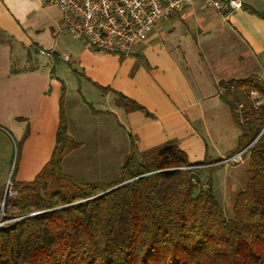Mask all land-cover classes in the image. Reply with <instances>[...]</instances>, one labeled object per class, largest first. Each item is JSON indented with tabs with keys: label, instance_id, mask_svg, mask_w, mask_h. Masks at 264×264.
<instances>
[{
	"label": "crops",
	"instance_id": "crops-1",
	"mask_svg": "<svg viewBox=\"0 0 264 264\" xmlns=\"http://www.w3.org/2000/svg\"><path fill=\"white\" fill-rule=\"evenodd\" d=\"M241 1L243 9L228 12L197 2L157 23L129 54L115 55L76 40L48 0H0V190L13 172L14 137L21 142L28 132L16 181L32 182L50 162L62 107L68 135L81 144L64 159V170L81 181L95 172V156L110 164L121 153L117 177L132 142L139 154L176 142L191 163L233 157L241 131L220 83L264 80V0ZM105 89L146 112H128ZM87 158L90 164L80 167ZM94 177L90 183L114 180Z\"/></svg>",
	"mask_w": 264,
	"mask_h": 264
},
{
	"label": "trees",
	"instance_id": "trees-1",
	"mask_svg": "<svg viewBox=\"0 0 264 264\" xmlns=\"http://www.w3.org/2000/svg\"><path fill=\"white\" fill-rule=\"evenodd\" d=\"M220 88L241 131L232 155L244 152L247 161L231 218L214 180L225 165L193 169L223 159L191 163L176 142L143 154L132 142L109 183L67 174L64 159L81 144L68 135L62 107L52 159L30 183L15 178L28 132L16 145L11 180L18 195L0 190V220L23 219L0 227V264H264V80H230ZM112 92L128 112H146Z\"/></svg>",
	"mask_w": 264,
	"mask_h": 264
},
{
	"label": "built area",
	"instance_id": "built-area-1",
	"mask_svg": "<svg viewBox=\"0 0 264 264\" xmlns=\"http://www.w3.org/2000/svg\"><path fill=\"white\" fill-rule=\"evenodd\" d=\"M197 2L220 12L243 9L241 0H48L61 11L66 29L76 40L84 41L97 52L115 55L129 54L135 45L148 39L157 23L183 13ZM42 54L52 57L45 51ZM64 61H69V57H64ZM243 154L193 169L240 164ZM7 192L9 197L17 196L11 184Z\"/></svg>",
	"mask_w": 264,
	"mask_h": 264
},
{
	"label": "rangeland",
	"instance_id": "rangeland-1",
	"mask_svg": "<svg viewBox=\"0 0 264 264\" xmlns=\"http://www.w3.org/2000/svg\"><path fill=\"white\" fill-rule=\"evenodd\" d=\"M41 60H42V62L46 63L45 59L43 57L41 58ZM58 63H60V62H58ZM64 68L65 69H69L67 64H65ZM72 78H74L73 73H72ZM66 85L68 86L69 90L72 89L70 84L66 83ZM71 91H73V90H71ZM83 94L86 97L88 96V98H90L93 101V99H94V97L92 96L93 93L90 90H85V93H83ZM251 97H252L253 100H255L258 96H257V94H253ZM256 101L258 103V100H256ZM95 104H97V103H95ZM11 135L13 137L14 136V132L11 133ZM14 139L16 141L12 142L13 143L12 151H13V154H14L13 164H14V162H16V158H17L16 144L19 142L17 137H14ZM87 143H88L87 144L88 146L86 145L84 153H86V154L92 153L90 150H88V147L91 144V141H87ZM121 156L122 155L120 153L119 154V160H120L119 162H116L117 159L115 157H112L113 161L110 162V164L106 163L107 161H105L103 159H102L103 162H101V160H100L101 158L99 156H95L98 160H97V162H93V164L91 165L93 167V171H95V172L91 173L92 177H90V179H86V180L82 179V181H84V182H89V181L93 182L94 180L98 179V178L94 179L95 178L94 176H99V175H102L103 176L102 178L105 181H110L112 179H116L115 172H116V169L118 167V163H119V165L121 164V158H122ZM81 162L82 163L80 164V167H82V168H84L85 165H89L90 164V161L88 160V158L87 159H81ZM13 164H12V170L11 171H13V168H14ZM83 164H85V165H83ZM246 165H247V161L244 159L240 164H230L229 165L230 169H229V172H227V174H226V172L225 173L221 172L218 178L216 177V174L214 175L216 193H217V196H218V200L220 201L221 205L223 206V208L226 211V214H227V216L229 218L232 217V202H233L232 198H233V194H235V192H237L239 190V188H241L242 179L244 177V171L247 168ZM231 176L234 179H232ZM206 180H207V175L204 174L203 175V182H206ZM8 184H11L13 189L17 192V190L15 189L14 184H13L11 178H10L8 180V182L6 184V188L4 190L5 197H9L7 195L8 194V192H7ZM17 195H18V193H17ZM34 215H37V214H34ZM22 219L23 218L20 217V218L9 219L7 221L1 220V224L0 225L2 227H5V226L11 225V224H13L15 222H19Z\"/></svg>",
	"mask_w": 264,
	"mask_h": 264
},
{
	"label": "water",
	"instance_id": "water-1",
	"mask_svg": "<svg viewBox=\"0 0 264 264\" xmlns=\"http://www.w3.org/2000/svg\"><path fill=\"white\" fill-rule=\"evenodd\" d=\"M192 177L195 179V180H197V181H199L200 180V176L199 175H197V174H192ZM116 189V188H115ZM114 190V189H113ZM112 191V190H111Z\"/></svg>",
	"mask_w": 264,
	"mask_h": 264
}]
</instances>
